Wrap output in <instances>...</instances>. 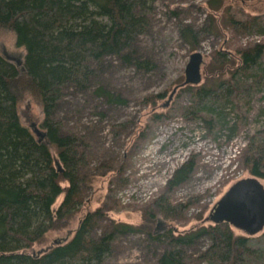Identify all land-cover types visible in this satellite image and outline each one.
<instances>
[{
    "label": "rangeland",
    "instance_id": "obj_1",
    "mask_svg": "<svg viewBox=\"0 0 264 264\" xmlns=\"http://www.w3.org/2000/svg\"><path fill=\"white\" fill-rule=\"evenodd\" d=\"M229 16L245 27L225 26ZM251 21L255 25L247 27ZM180 26L192 29L194 48L181 38ZM257 44L262 46L254 68V74L261 76L259 88L229 102L208 101V107L195 118L184 115L195 102L192 91L209 84L217 56L221 58L218 62L240 67L237 50ZM134 50L140 61L148 62L147 67L108 56L98 66L89 88L64 89L53 115L63 129L86 142L89 182L79 211L64 228L47 232L43 241L34 245L35 250L60 237L69 238L86 211L97 208L104 211L102 224L114 220L132 225L141 224L143 211L151 209L156 212L155 229L159 226L184 234L197 226L213 224L209 218L213 205L237 180L252 176L242 155L250 139L258 138L264 130V0H155L146 30L138 36ZM197 51L203 60L201 81L177 88L163 107L172 90L184 81L186 64ZM0 53L15 64L25 53L6 28L0 29ZM218 74L214 77L219 80L231 75L226 67ZM234 75L246 80L242 73ZM97 85L123 98L124 103H109L96 95ZM157 94L160 97L152 102L147 98ZM18 110L24 125L33 130L31 124L35 123L43 131V114L36 99L25 95ZM188 160L193 161V171L168 189L174 170ZM258 179L264 186V179ZM162 194L171 206L183 205L173 217L153 207ZM62 198L60 194L53 208ZM230 228L236 235L248 236V245L255 252L248 264H264V228L253 235ZM209 244V237L202 235L194 243L176 248L183 251L185 264H210L200 258ZM163 248L151 243L144 233L126 234L114 243L113 253L104 264H155Z\"/></svg>",
    "mask_w": 264,
    "mask_h": 264
},
{
    "label": "trees",
    "instance_id": "obj_2",
    "mask_svg": "<svg viewBox=\"0 0 264 264\" xmlns=\"http://www.w3.org/2000/svg\"><path fill=\"white\" fill-rule=\"evenodd\" d=\"M154 2L0 0V29L10 30L15 44L25 51L19 65L0 53V264H104L113 253L114 243L130 233H144L151 243L164 247L155 264H185L183 251L176 246L192 244L202 235L209 237L210 244L200 258L210 264H248L254 255L248 236L234 234L226 222L174 234L164 227L154 228L156 212L150 208L143 211L139 225L114 220L102 224L103 209L88 210L69 238L60 237L44 248L34 249L47 232L64 228L79 211L89 182L86 142L63 129L53 115L65 95L64 89L89 88L98 66L108 56L147 67L148 62L135 56L134 47L146 30ZM224 24L245 27L231 16ZM254 25L252 21L246 24ZM179 30L181 38L194 48L192 29L180 26ZM237 52L240 67L218 62L221 58L216 57L209 84L192 91L195 102L184 115L195 118L208 101L229 102L261 86V76L254 74V68L262 46L257 44ZM225 67L231 74L226 80L214 77ZM234 73L244 74L246 80L253 77L248 82ZM94 93L109 103L125 101L102 85H97ZM25 95H31L40 105L44 132L40 139L20 120L18 105ZM156 97L160 94L147 98L152 102ZM242 157L249 174L264 179V130L258 138L250 139ZM193 167L192 160L183 162L172 173L167 188L187 179ZM60 194L63 198L53 208ZM164 195L154 200L153 207L173 217L183 205L171 206Z\"/></svg>",
    "mask_w": 264,
    "mask_h": 264
},
{
    "label": "water",
    "instance_id": "obj_3",
    "mask_svg": "<svg viewBox=\"0 0 264 264\" xmlns=\"http://www.w3.org/2000/svg\"><path fill=\"white\" fill-rule=\"evenodd\" d=\"M8 58V57H7ZM9 59V58H8ZM202 55L193 52L185 67L184 81L169 94L168 100L162 105L167 106L178 87L186 84H198L201 77ZM21 60L16 59V64ZM35 134L40 138L44 132L35 123L31 124ZM58 165V162L56 161ZM60 169V167H58ZM209 218L214 223L227 222L242 230L246 235H253L264 228V186L255 176L237 180L220 197L211 209Z\"/></svg>",
    "mask_w": 264,
    "mask_h": 264
},
{
    "label": "bare ground",
    "instance_id": "obj_4",
    "mask_svg": "<svg viewBox=\"0 0 264 264\" xmlns=\"http://www.w3.org/2000/svg\"><path fill=\"white\" fill-rule=\"evenodd\" d=\"M137 37V36H136ZM135 59V58H134ZM222 174V173H221Z\"/></svg>",
    "mask_w": 264,
    "mask_h": 264
}]
</instances>
